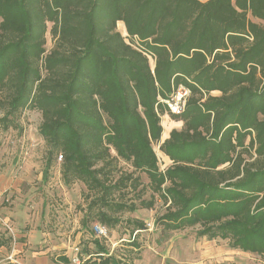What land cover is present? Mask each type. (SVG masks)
<instances>
[{
    "label": "trees",
    "instance_id": "trees-1",
    "mask_svg": "<svg viewBox=\"0 0 264 264\" xmlns=\"http://www.w3.org/2000/svg\"><path fill=\"white\" fill-rule=\"evenodd\" d=\"M0 110L3 131L40 114L44 174L59 157L86 189L82 229L126 226L123 252L91 233L80 264H133L146 224L123 216L158 201L161 233L264 256V0H0ZM164 115L182 127L161 141Z\"/></svg>",
    "mask_w": 264,
    "mask_h": 264
},
{
    "label": "rangeland",
    "instance_id": "rangeland-1",
    "mask_svg": "<svg viewBox=\"0 0 264 264\" xmlns=\"http://www.w3.org/2000/svg\"><path fill=\"white\" fill-rule=\"evenodd\" d=\"M120 29L123 32L121 26ZM53 44L48 31L46 49H51ZM40 120L37 111H26L16 128L6 131L0 128V264H55L61 256L71 259L78 254L86 259L83 253L86 246L93 250L89 241L94 224L88 232L81 226L82 211L87 205L85 187L79 182L64 185L59 157L44 174L48 148L38 135ZM166 122L170 123V119L162 117L160 125L164 132L170 129ZM153 149L159 168L165 169L169 160L157 145ZM119 167L130 170L122 162ZM141 177L146 184L145 176ZM148 197L147 192L144 199ZM164 210L158 201L151 210L138 209L123 216L146 224V230L136 235L139 248L133 255L138 258L133 264H264V256L232 249L225 240L198 238L196 229L161 233L154 220ZM125 227L108 230L107 237L102 238L110 249L123 252L125 248L121 245L129 238L124 235Z\"/></svg>",
    "mask_w": 264,
    "mask_h": 264
},
{
    "label": "built area",
    "instance_id": "built-area-1",
    "mask_svg": "<svg viewBox=\"0 0 264 264\" xmlns=\"http://www.w3.org/2000/svg\"><path fill=\"white\" fill-rule=\"evenodd\" d=\"M189 94L190 92L186 88L179 86L172 93L169 99L161 100V102L166 105L168 114L172 116H180L184 110L185 103L187 98L189 97ZM164 116L168 117V115H164ZM92 228H93V233L96 237L98 238L107 237V230L103 226L99 224H94ZM70 263L80 264V259L78 254L74 255V257L70 259Z\"/></svg>",
    "mask_w": 264,
    "mask_h": 264
},
{
    "label": "crops",
    "instance_id": "crops-1",
    "mask_svg": "<svg viewBox=\"0 0 264 264\" xmlns=\"http://www.w3.org/2000/svg\"><path fill=\"white\" fill-rule=\"evenodd\" d=\"M207 0H200V2H202V3H204V2H206ZM120 26H121V28H123V26L121 25V24H119L118 25V27H119V30H121L120 29ZM122 32V31H121ZM164 117V116H163ZM162 118V117H161ZM166 118H169L170 119V123H167V125H168V128H170V129H168L166 132H164L163 130H162V133H161V141H163V140H165V139H167L168 138V136H169V133H170V131L171 130H174V129H176V130H179V129H181V127H182V123L181 122H177V121H174V120H172L170 117H166ZM163 155V154H162ZM164 156V155H163ZM165 157V156H164ZM165 158H167V157H165ZM168 159V158H167Z\"/></svg>",
    "mask_w": 264,
    "mask_h": 264
}]
</instances>
